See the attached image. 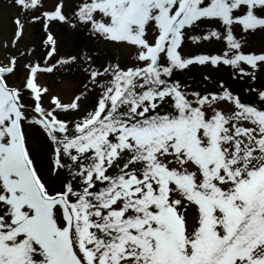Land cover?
Here are the masks:
<instances>
[{"label": "snow or ice", "instance_id": "snow-or-ice-1", "mask_svg": "<svg viewBox=\"0 0 264 264\" xmlns=\"http://www.w3.org/2000/svg\"><path fill=\"white\" fill-rule=\"evenodd\" d=\"M15 4L26 13L42 6ZM62 7L43 16L65 22ZM258 8L264 0H84L78 22L134 46L137 64L92 71L96 103L79 119L59 117L78 113L81 95L42 105L47 89L37 74L55 65L26 64L17 87L7 83L15 57L0 66V264H264V110L223 83L203 95L184 91L176 78L192 66L222 64L248 75L243 65H264V54L242 52L232 29H264ZM217 21L223 32L193 35ZM15 23L18 39L23 25ZM212 39L226 42L222 55L182 51ZM45 43L55 44L52 35ZM258 97L264 102V91ZM25 124L45 134L49 170L64 173L58 189L49 191L40 175Z\"/></svg>", "mask_w": 264, "mask_h": 264}, {"label": "rangeland", "instance_id": "rangeland-1", "mask_svg": "<svg viewBox=\"0 0 264 264\" xmlns=\"http://www.w3.org/2000/svg\"><path fill=\"white\" fill-rule=\"evenodd\" d=\"M81 1L82 3L84 2V0ZM71 2L72 0H64L66 9H69V6L72 5ZM57 4L59 3L56 0H41L42 6L39 7L38 11L26 13L15 4V0H0V61L6 64L8 58L15 57L17 70L15 75L11 76L9 80L12 84L17 83V86H19L18 81L25 76L26 64H38L43 67L55 65L51 73H46L39 79L41 81L44 78L47 83L46 86L43 81L39 84L42 89H47L43 96L50 98L49 94H52L53 97H57L65 104L70 103L74 96L81 95L85 97L83 102L87 100L90 105L89 109L81 106L78 113H69L64 115V117L62 115L59 117L61 119H73L77 118L79 113L83 114L85 111L91 110L94 107L92 101L95 100L94 104L96 103L97 91L91 87L90 73L92 71H102L103 68L109 67L106 57L110 54L113 55L114 62L117 61L123 64L122 66H125V68H129L130 63L133 65L137 64L135 59L137 50L134 46L126 43L105 40L102 36L91 33L87 28L83 30L77 28L74 32L64 31L55 21L46 22L48 23L47 28L43 25L44 22L41 25L39 24L43 18H39L38 22L34 21V16H38L46 10L49 12L54 11ZM17 19H20L23 25L22 35L18 39L16 37L17 25L15 23ZM85 32L91 33L86 36L88 39H78L76 34L80 33L83 35ZM49 34L54 38V45L46 44L44 41L45 35ZM260 35H263V37L257 36L256 40L259 41L258 43H252L250 47L242 46L241 50L244 54L264 53V34ZM152 36V29L149 28L147 32L149 41ZM89 39H91V43H89ZM53 48L55 51L49 57L47 53L52 51ZM124 58H127L130 63H126ZM64 60L69 61V63H60V61ZM200 71L204 72L202 69ZM256 71L259 77L264 78V65L258 67ZM208 73L210 76H214L212 81H220L218 79L219 76L211 72ZM103 78L99 77L98 79L102 81ZM261 84H264V80ZM85 85H89V87L85 88ZM194 91L208 94V91L219 93L221 90L212 86L202 87L194 85L189 87V92ZM42 104L46 109L50 106L54 107L51 105L50 99H42ZM35 149L37 151V148ZM46 177L48 178V173Z\"/></svg>", "mask_w": 264, "mask_h": 264}, {"label": "bare ground", "instance_id": "bare-ground-1", "mask_svg": "<svg viewBox=\"0 0 264 264\" xmlns=\"http://www.w3.org/2000/svg\"><path fill=\"white\" fill-rule=\"evenodd\" d=\"M37 162L39 163V167L42 168L41 162L39 160Z\"/></svg>", "mask_w": 264, "mask_h": 264}]
</instances>
